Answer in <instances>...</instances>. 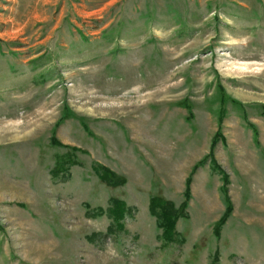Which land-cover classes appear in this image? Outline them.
<instances>
[{"label": "rangeland", "instance_id": "obj_1", "mask_svg": "<svg viewBox=\"0 0 264 264\" xmlns=\"http://www.w3.org/2000/svg\"><path fill=\"white\" fill-rule=\"evenodd\" d=\"M263 106L264 0H0V264H264Z\"/></svg>", "mask_w": 264, "mask_h": 264}, {"label": "trees", "instance_id": "obj_2", "mask_svg": "<svg viewBox=\"0 0 264 264\" xmlns=\"http://www.w3.org/2000/svg\"><path fill=\"white\" fill-rule=\"evenodd\" d=\"M263 115H264V106H263ZM53 142V139L52 141ZM54 145L60 146V144L56 141L53 143ZM59 162V161H58ZM59 164L57 167L59 169ZM215 167V166H214ZM100 178L109 183L110 185L120 184L122 182L121 179H117V176L110 172L107 169H104L99 174ZM224 177V178H223ZM222 178L226 181L227 176H223ZM117 179V180H116ZM225 188H221L224 191ZM185 197L188 198V191L185 192ZM225 204L226 210L220 220L215 224L214 233L218 235L219 230L222 224L226 221L227 217L231 213V203L228 198L225 196ZM186 206V202L182 204V209ZM126 210L125 204L122 200L118 198H110L109 207L104 211L101 207L97 209V212L94 215H102L104 212L108 213L111 217L113 224L109 226V230H113L114 228H122V223L120 220L124 217V211ZM149 212L156 218L157 225L160 229H162V237L165 241H173L177 234L175 230L176 221L178 217L184 214L182 210L177 209L172 202L169 200H165L158 196H151L149 199Z\"/></svg>", "mask_w": 264, "mask_h": 264}]
</instances>
